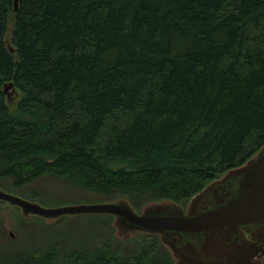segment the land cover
I'll use <instances>...</instances> for the list:
<instances>
[{
	"label": "trees",
	"instance_id": "1",
	"mask_svg": "<svg viewBox=\"0 0 264 264\" xmlns=\"http://www.w3.org/2000/svg\"><path fill=\"white\" fill-rule=\"evenodd\" d=\"M13 3L0 0L1 189L50 176L184 207L264 143V0ZM112 217L63 215L20 244L0 227V264H174L158 235L120 239Z\"/></svg>",
	"mask_w": 264,
	"mask_h": 264
},
{
	"label": "water",
	"instance_id": "2",
	"mask_svg": "<svg viewBox=\"0 0 264 264\" xmlns=\"http://www.w3.org/2000/svg\"><path fill=\"white\" fill-rule=\"evenodd\" d=\"M17 6L14 0V10ZM12 86L5 84L4 92L10 89L14 94ZM0 200L18 207L23 217L112 215L116 235L156 234L174 264H262L264 260V244L259 241L264 239V143L241 165L208 182L184 207L170 200H153L137 210L118 198L46 208L1 188Z\"/></svg>",
	"mask_w": 264,
	"mask_h": 264
},
{
	"label": "rangeland",
	"instance_id": "3",
	"mask_svg": "<svg viewBox=\"0 0 264 264\" xmlns=\"http://www.w3.org/2000/svg\"><path fill=\"white\" fill-rule=\"evenodd\" d=\"M7 93L10 96L9 98H12L15 94V93L11 94L10 89H8ZM32 188L37 190V192H39L41 197H38V198L30 197L28 194L30 193V190ZM9 193L15 194L29 201L37 202L41 206L46 207V208H52V207H57V206H62V205H69V204L72 205V203L73 204L75 203L76 204H93V203H99L100 201L108 202V201L113 200V199L109 200L106 196L98 194V193H94L91 191H86V190L79 189L77 187L66 185L62 181L51 178L50 176H43V177L38 178L31 184H28L27 186H25L21 190V192L13 191ZM120 199H124V198H120ZM9 209L13 211H10ZM22 218H25L26 220H22ZM51 221L52 219L45 220V223L47 224L49 222V224H52L53 221L52 222ZM89 221H93V220L76 219L74 221H71V222L69 221V222L72 224L77 223V224L83 225L84 222L88 223ZM0 227L4 232L2 234L3 236L5 237L9 236L8 238L10 240L12 238H13L12 240L17 239L15 241V244L16 243L20 244V243L25 242L26 241L25 238L30 237V236L38 237L37 240L39 241L42 238L39 237L38 235L41 236L42 234L48 233L50 231V227L44 225L40 220L32 218L30 216L28 218L23 217L19 208L13 205L12 206L7 205L6 202H1V201H0ZM10 232L13 234V237L10 235ZM133 235H134V232L130 233L127 236H125V234H120L119 236L118 235L117 236L120 239H124V238L126 239L128 237H132Z\"/></svg>",
	"mask_w": 264,
	"mask_h": 264
},
{
	"label": "bare ground",
	"instance_id": "4",
	"mask_svg": "<svg viewBox=\"0 0 264 264\" xmlns=\"http://www.w3.org/2000/svg\"><path fill=\"white\" fill-rule=\"evenodd\" d=\"M11 191H12V190H11ZM111 199H112V198H111ZM111 199H109V200H111ZM113 200H115V199H113ZM107 201H108V199H107ZM2 202H3V201H2ZM100 202H102V201H100ZM100 202H99V203H100ZM108 202H109V201H108ZM4 204H5V203H4ZM75 204H76V203H75ZM60 205H61V204H60ZM69 205H71V204H69ZM72 205H74V204L72 203ZM11 206H12V205H11ZM51 207H52V206H51ZM2 209H3V208H2ZM2 209H1V210H2ZM11 209H12V208H11ZM11 209H9V210H10V211H13V210H11ZM4 212H5V211H4ZM6 214H7V213H6ZM6 216H7V215H6ZM65 216H67V215H65ZM110 216H112V215H110ZM7 217H8V216H7ZM27 218H28V217H27ZM58 218H59V217H58ZM7 219H8V218H7ZM36 219H39V218H36ZM40 219H41V217H40ZM43 219H44V218H43ZM43 219H42V220H43ZM56 219H57V218H56ZM112 219H113V217H112ZM3 222H4V221H3ZM51 222H52V221H51ZM43 223H45V220H44ZM45 224H46V223H45ZM47 224L49 225V222H48ZM115 231H116V230H115ZM8 234H9V233H8ZM8 234H7V235H8ZM12 239H13V238H12Z\"/></svg>",
	"mask_w": 264,
	"mask_h": 264
},
{
	"label": "flooded vegetation",
	"instance_id": "5",
	"mask_svg": "<svg viewBox=\"0 0 264 264\" xmlns=\"http://www.w3.org/2000/svg\"><path fill=\"white\" fill-rule=\"evenodd\" d=\"M185 209V208H184ZM246 233H248L247 231H246ZM262 244H264V239L263 240H259ZM263 259V258H262Z\"/></svg>",
	"mask_w": 264,
	"mask_h": 264
}]
</instances>
